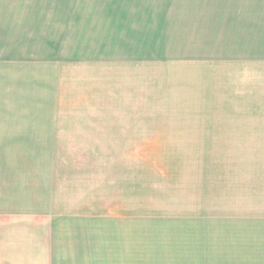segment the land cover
<instances>
[{
    "label": "rangeland",
    "instance_id": "1",
    "mask_svg": "<svg viewBox=\"0 0 264 264\" xmlns=\"http://www.w3.org/2000/svg\"><path fill=\"white\" fill-rule=\"evenodd\" d=\"M264 264V0H0V264Z\"/></svg>",
    "mask_w": 264,
    "mask_h": 264
},
{
    "label": "crops",
    "instance_id": "2",
    "mask_svg": "<svg viewBox=\"0 0 264 264\" xmlns=\"http://www.w3.org/2000/svg\"><path fill=\"white\" fill-rule=\"evenodd\" d=\"M256 264H263L262 262H259L258 260H256V262H254Z\"/></svg>",
    "mask_w": 264,
    "mask_h": 264
}]
</instances>
